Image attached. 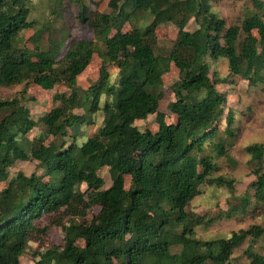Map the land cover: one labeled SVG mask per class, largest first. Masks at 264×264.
<instances>
[{
    "label": "trees",
    "instance_id": "obj_1",
    "mask_svg": "<svg viewBox=\"0 0 264 264\" xmlns=\"http://www.w3.org/2000/svg\"><path fill=\"white\" fill-rule=\"evenodd\" d=\"M73 1L78 19L103 49L92 40L67 42V30L44 48L46 31L52 36L49 29L56 28L30 18L34 0H0V86L25 83L18 95L0 97V184H5L0 264H20L29 247L34 264H264V254L252 242L264 234V226L251 225L228 237L197 235L199 227L248 211L252 200L264 205V144L246 147L256 161L253 195L229 200L228 209L215 217L188 210L207 183L235 192L233 180L214 175L219 170L215 157L227 155L238 136L235 113H226L227 94L217 85L231 84L239 75L252 86H264V0H252L253 11L231 25L213 7L221 0H111L109 12L95 13H89L86 0ZM139 17L149 22L134 24ZM190 21L193 30L187 29ZM126 23L131 30H123ZM166 23L177 28L170 47L160 45L156 33ZM28 31L31 47L22 42ZM96 51L104 56L100 77L80 88L78 77ZM220 59L228 63L226 76L213 69ZM108 64L119 69L116 83ZM172 66L179 78L175 100L168 104L176 120L168 122L159 107L164 75ZM58 83L68 91L56 92L55 106L36 120L26 105L28 86ZM99 112L103 121L95 133L80 136L83 126L96 125ZM150 114H156V131L136 125ZM27 160H36L39 171L11 173L17 162ZM103 168L112 181L108 188ZM95 207L99 211L90 216ZM56 213L61 216L53 219ZM55 225L64 232L63 245L44 241ZM34 239L40 243L36 247ZM244 242L248 261L233 263L235 249Z\"/></svg>",
    "mask_w": 264,
    "mask_h": 264
},
{
    "label": "rangeland",
    "instance_id": "obj_2",
    "mask_svg": "<svg viewBox=\"0 0 264 264\" xmlns=\"http://www.w3.org/2000/svg\"><path fill=\"white\" fill-rule=\"evenodd\" d=\"M111 0H86L89 13L95 12H109ZM214 9L223 16L228 25L240 23L245 15L253 11L252 0H221L213 3ZM78 6L73 0H34V9L31 14V19L36 20V24L39 26H46L52 22V25L56 29H49L52 32V36H49L48 31L44 36L43 47L47 48L51 45V39L61 38L62 33L68 31V40H92L96 45L103 49L104 45L98 37H96L94 31L87 25L78 19ZM58 12H61L59 16H56ZM58 15V14H57ZM149 22V18L139 17L134 19L133 23L136 25H144ZM131 23L123 25V30H131ZM188 30L194 29L193 21H190ZM48 30V29H47ZM67 30V31H66ZM115 31L113 32V34ZM159 44L164 47H170L176 38L177 28L173 23L161 24L156 29ZM257 34V31H254ZM31 32L28 31L23 35V44L30 46L28 41ZM66 49L63 50L62 55ZM103 51V50H102ZM104 65V56L101 52L96 51L91 59L90 63L86 66L84 71L78 77V85L80 88L87 89L93 82L97 81L100 77V71ZM110 71L111 80L116 83L119 79V69L115 64L107 65ZM213 69H217L221 76L228 75V63L225 59L218 60ZM213 73V70H212ZM179 71L175 66L171 67V70L164 75L163 91L164 96L160 101V111L166 114V120L168 122H174L176 116L168 110V104L175 100L173 88L178 82ZM232 83H220L217 88L222 93L227 94V103L225 111L233 110L235 113V127L237 129V137L234 139L233 144L228 146L227 155L221 157H215V162L219 165V170L214 174L215 176H223L228 180H233L235 184V192L232 194V190L227 185H216L207 183L202 186V193L196 196L189 204L188 210H191L199 215H207L208 217H215L219 213H222L228 209V201H237L239 197H242L246 193L253 195L254 188L252 182L256 179L253 171L256 168V161H252L251 155L247 153L246 147L260 143L264 144V86H252L248 80L241 76H234ZM25 83L15 85L12 87L0 86V97L2 99H10L15 95H18L24 89ZM68 91L67 87L58 83L53 87H42L37 84H30L27 88V95L30 99L27 100L26 105L30 109L32 115L36 120L40 119L41 115L49 111L55 106L53 97L56 92ZM76 113H82V110L76 109ZM96 125H85L80 131V136L88 137L95 133L98 126L102 124L103 115L101 112L97 114ZM136 125L142 130L150 129L156 131L158 129V123L156 121V114H150L146 119L136 121ZM220 129H224L226 126L225 118H222L219 122ZM40 125L36 126L28 136L32 138L38 131ZM210 150V148H208ZM38 162L36 160L19 161L11 169V173L23 171L26 174H31L33 171H39L37 167ZM101 176L105 179V187L111 186L112 181L109 175V170L103 168L100 171ZM130 176H126V186H130ZM5 184H0V189L4 188ZM85 189V185L82 186ZM233 195L237 198L234 199ZM233 197V198H231ZM99 207H95L91 210V214L97 213ZM61 216L60 213H56L53 219H57ZM49 220V219H48ZM50 221V220H49ZM264 226V205H257L252 200L251 205L246 212H238L233 217H224L215 221V223L209 228L199 227L197 228V235L203 239L211 237H228L234 231L240 229L249 228L251 225ZM44 241L51 245H63L64 232L58 226H51L45 236ZM34 239L33 246H38L40 243ZM251 241V238H250ZM254 249L264 254V234L254 240H252ZM79 244H83V240L77 241ZM247 247V242H244L240 247L236 248L233 253V263H244L248 261L247 256L244 254V250ZM20 264H34L33 250L28 248V252L20 260Z\"/></svg>",
    "mask_w": 264,
    "mask_h": 264
}]
</instances>
